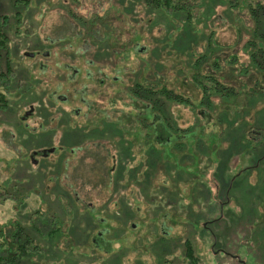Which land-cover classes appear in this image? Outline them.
<instances>
[{
	"label": "rangeland",
	"instance_id": "374dc122",
	"mask_svg": "<svg viewBox=\"0 0 264 264\" xmlns=\"http://www.w3.org/2000/svg\"><path fill=\"white\" fill-rule=\"evenodd\" d=\"M175 1L185 7L155 8L144 0H0V20L5 16L9 36L0 48V72L5 73L0 91L8 97V105L0 109V224L24 221L37 209L48 211L38 215L43 222L53 214L50 210H56L67 221V233L75 230L78 241H93L95 249L53 248L43 236L35 264L40 258L41 264H163L156 249L162 233L168 243L179 241L173 244L174 254L189 238L200 264H243L231 256L238 252L235 243L247 244L264 259V218L258 215L264 211V170L248 175L245 194L234 184L235 172L251 156L239 148L245 123L241 115L253 109L246 119H264V101L250 103L240 95L226 99L215 109L213 122L211 117L202 124L198 120L185 133L180 152L173 133L162 148L163 159L174 166L168 178L158 173L148 188L143 181L127 187L126 180H119V186L109 182L128 162L120 160L115 142L134 143L132 154L141 156L143 135H157V126H144L155 109L132 104L130 85L157 77L155 82L197 102L200 88L193 73L200 69L202 45L209 46V56L213 43L231 54L239 51L250 32L247 12L236 17L235 8L228 5L231 0ZM239 55L245 58L241 51ZM169 111L182 127L194 120L190 107L172 104ZM127 112L134 115L133 124ZM76 141L86 143L78 147L73 145ZM226 151L239 152L240 159L235 156L219 168ZM231 176V199L225 207L234 212H223L212 222L217 214L213 203L225 199L220 181ZM254 185L251 206L259 213L245 219L244 198L249 199ZM64 199H76L83 214L73 207L68 219L60 208ZM124 218L127 223L121 221ZM114 237L118 242L113 245ZM240 255L248 264H264L250 253ZM174 263L189 261L182 254Z\"/></svg>",
	"mask_w": 264,
	"mask_h": 264
},
{
	"label": "trees",
	"instance_id": "16d2710c",
	"mask_svg": "<svg viewBox=\"0 0 264 264\" xmlns=\"http://www.w3.org/2000/svg\"><path fill=\"white\" fill-rule=\"evenodd\" d=\"M144 2L145 5H151L155 8H172L173 10H178L185 7V5L181 6L180 3L175 0H144ZM228 5L235 8L234 12L236 13V17H238L237 13L239 14L244 10L247 12L250 20V24L248 25V30L250 32L246 37L247 39L244 45L241 44L238 46L240 47L239 51L243 53L245 58H242L239 55V51L230 54L227 52L228 50H224V46L219 43H213L215 46L213 49L214 53L209 56V54H207L209 46L203 44L202 49L200 50V57L197 58V65L200 64V69L199 71H194L193 73V81L200 88V99L197 100V102H195V99L193 100L190 96L175 90L160 80L155 82L157 77L146 78V80L144 78L140 82L131 84L130 89L134 100L131 101V103L136 104V106L138 105L141 109L147 107L155 109L153 119L150 123L147 122L144 124V126H152V124L157 126V135L155 138H152V136L149 138V132H146L143 135L142 139L144 141L140 142L141 156H135L132 154L133 152L130 148L133 146L134 149V145H132L134 143L129 145V142H123V144L115 142L117 148L119 149L120 160L128 162L127 166L125 163L124 165L119 166L116 175L109 179V182L112 181L111 185L113 184V186H119V180L122 179L126 180V187L129 184L137 182L135 185L140 186L144 183V185L148 188L153 184V180L157 177L158 173L161 174L162 172L165 175L164 179L168 178V175L170 176L174 166L165 162L163 159V151L165 148H162L168 142L170 143L172 137L171 135L173 133L177 135V140L174 142L177 144L175 149L180 152V149H182L180 145L183 142L182 139L186 136L185 133L191 130V128L196 125L198 120L200 121V124H202L204 123V118L206 119L211 117L213 122L215 109L218 104L223 103L226 99H232L233 97L240 95L241 98H249L250 103L251 100H254L256 104L264 101V0H231ZM1 19H3V21L0 20V48H4L9 41V36L4 29L7 20L5 19V16H2ZM3 74L5 73L0 72V78ZM244 79H249L250 83L246 82ZM235 101L237 103V98ZM172 104L190 107L194 113L193 122L186 127L180 126L177 119L169 111V106ZM7 105L8 97L6 93L0 91V109L6 108ZM251 111H249L246 115H241L244 118L245 123L243 124L244 130L241 135V141H239V148H242L243 152H247L251 156L248 163L241 169L237 170L234 175L236 177L234 181L236 190L242 193L244 192V194L246 193V190L243 188V183L248 181V175L251 176L253 170L255 169L260 171V173L264 170V119L262 117H257V115L254 119L252 116L251 120L246 119V116L250 115ZM201 112L203 114H201ZM258 112L259 110L257 111V114ZM127 115L131 120L130 124H133V122H135L133 118L134 115L130 112H127ZM253 130H255L256 134ZM152 139L154 142L149 141ZM84 143H86V141H76L73 145L77 144L78 147H82ZM144 146L147 147V150H145ZM183 151L184 150L181 152ZM154 152L155 155H153ZM227 153L230 154L228 155ZM231 153L232 152L230 151H226V153L221 154V160L219 162L221 166L219 168H222L231 158L235 156L240 159L239 152L236 155L233 154L234 156ZM111 156L113 157L114 155ZM184 157L187 158L188 156L185 155ZM162 161L163 165L161 164ZM129 164H131V167L128 166ZM139 170H142L143 172L139 173ZM109 173L110 170H108L107 174ZM140 177L141 180H139ZM231 180L232 176L229 180L220 181L221 185L225 186L224 190L220 192V196L225 199L219 203L218 201L213 203V206L215 207L214 211L217 212V214L213 218L212 222L214 220H218L223 212H234L231 208L225 207L228 205V200L231 199L228 196V186L231 183ZM139 181H143V183ZM256 188L257 186L254 185L251 190L253 192L250 194L249 199L244 198L246 201L244 206L246 207H242V215L245 219L252 218L256 212L259 213L258 210L254 213L255 210L252 209L251 206L256 196L254 192ZM111 190L115 191L116 188ZM64 197H66V195H64ZM58 198L59 197H57V199ZM64 200L65 204L61 203L62 206L60 208L62 209V213L68 216V219L71 215V209H73V207L76 209V214H83L78 212L80 210V203L76 202V199L75 202H71L69 199ZM50 211L53 212V214H51V216L46 218L43 222L39 220L40 216L38 215H43V213H48V211L37 209L28 219H23L24 221L16 219L14 221H10L9 224L6 222L0 224V264H26V261L28 260L29 262L27 264H35V256L41 254L43 236V238L46 239L48 246L50 245L51 247L52 245L53 248L57 247L58 249L67 250L70 245H74L76 247H80V249L85 247L89 248L90 252L95 251L92 243L93 241H88L87 243L78 241V233L75 232V230L70 231V234L67 233V230L69 229L65 226L67 221L59 217L56 210ZM258 215L264 218V211H260ZM37 220L42 223L43 227H40ZM56 220H59V224L55 223ZM121 221L127 223L125 218ZM10 225H12V227L8 229ZM201 229L205 228L202 226ZM238 230L235 231V235L240 237V231ZM100 232L101 231L98 233ZM164 234L165 233L159 234L160 237L158 240L160 241L157 242L156 248L159 253H161L163 264H175V259L179 258L182 254L186 257V259H188L189 264H200L199 257L195 252L196 248L194 243L189 238L182 240V251L179 254H174V252H172L173 246L179 241H177V238H173L171 243H168V240H165L166 236ZM213 237L214 239L212 245L217 244V239H215V236ZM99 238L100 237H97V239ZM114 239L115 241L113 242V245L118 242L117 237H114ZM63 240L66 241L65 247L62 245L64 243ZM103 242L108 245L110 244L111 247V242H107L106 239L105 241L103 239ZM67 243L69 245H67ZM224 244H227V240H224ZM235 244L238 247V252L236 254L232 253L231 256L239 259L241 263L248 264V260L244 259L240 253H250L257 262L262 259L260 257L262 255L257 253L254 254V249L250 250L247 244ZM121 246H125V244L121 242ZM229 246H231V241L228 243V247ZM222 249L225 250L223 247ZM225 254H227L226 250ZM170 256L171 258L168 259ZM112 259L113 256H110L109 260ZM41 261L42 259L40 258V264Z\"/></svg>",
	"mask_w": 264,
	"mask_h": 264
}]
</instances>
